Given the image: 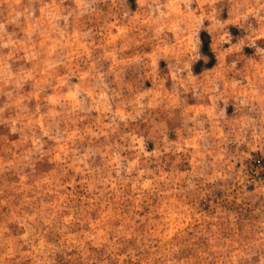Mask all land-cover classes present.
Masks as SVG:
<instances>
[{
  "label": "rangeland",
  "instance_id": "rangeland-1",
  "mask_svg": "<svg viewBox=\"0 0 264 264\" xmlns=\"http://www.w3.org/2000/svg\"><path fill=\"white\" fill-rule=\"evenodd\" d=\"M0 264H264V0H0Z\"/></svg>",
  "mask_w": 264,
  "mask_h": 264
}]
</instances>
